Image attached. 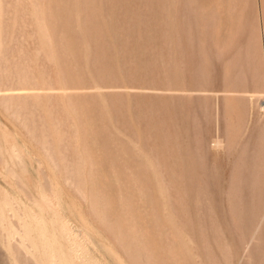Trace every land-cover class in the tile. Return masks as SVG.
Instances as JSON below:
<instances>
[{"label":"rangeland","instance_id":"rangeland-1","mask_svg":"<svg viewBox=\"0 0 264 264\" xmlns=\"http://www.w3.org/2000/svg\"><path fill=\"white\" fill-rule=\"evenodd\" d=\"M0 264H264V0H0Z\"/></svg>","mask_w":264,"mask_h":264}]
</instances>
